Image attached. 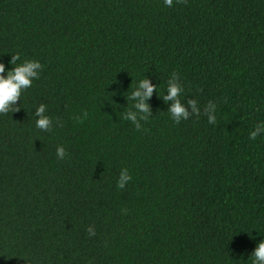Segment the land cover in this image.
<instances>
[{
    "label": "trees",
    "instance_id": "16d2710c",
    "mask_svg": "<svg viewBox=\"0 0 264 264\" xmlns=\"http://www.w3.org/2000/svg\"><path fill=\"white\" fill-rule=\"evenodd\" d=\"M16 53L43 69L0 114V264H252L264 0H0V63L11 70ZM173 72L198 118L176 124L157 93L141 130L122 118L132 86L161 91ZM41 103L50 131L36 127ZM123 168L132 180L118 189Z\"/></svg>",
    "mask_w": 264,
    "mask_h": 264
},
{
    "label": "clouds",
    "instance_id": "9594fccd",
    "mask_svg": "<svg viewBox=\"0 0 264 264\" xmlns=\"http://www.w3.org/2000/svg\"><path fill=\"white\" fill-rule=\"evenodd\" d=\"M179 2L180 0H176V3ZM163 3L168 8L174 6V0H163ZM11 57V70H8L4 63H0V114L7 113L20 100L22 92L32 87L34 80L39 79L40 72L43 69V65L38 60L25 59L21 62L20 53L11 55ZM180 79L179 74L176 72L171 73L166 88L161 91H158L161 86L153 85L148 78L140 79L135 86H132L131 95L128 97L135 103L132 109H129L122 118L131 121L138 131L141 130V121L147 122L151 116V109L147 101L154 93L162 96L166 103L171 102L168 114L176 124H180L182 120H188L190 116L198 118L201 115V107L198 101L192 99L186 106L181 100L184 88L180 83ZM189 107L191 108V115L188 110ZM47 112L48 106L44 103L39 104L34 111V116L37 118L36 127L42 131H50L52 128V118ZM217 113V105L212 101H209L203 108V115L207 117L209 124L217 122ZM262 134H264V121L257 123L250 132L249 139L255 141ZM56 156L58 159L65 158L66 149L64 146H57ZM131 180L132 176L129 174V170L123 168L116 186L118 189H124ZM88 232L90 235H95L92 227L88 229ZM251 262L252 264H264V241L260 242L255 249Z\"/></svg>",
    "mask_w": 264,
    "mask_h": 264
}]
</instances>
